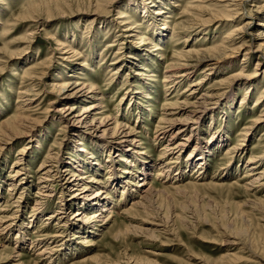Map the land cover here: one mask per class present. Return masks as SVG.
I'll use <instances>...</instances> for the list:
<instances>
[{
  "label": "rangeland",
  "instance_id": "obj_1",
  "mask_svg": "<svg viewBox=\"0 0 264 264\" xmlns=\"http://www.w3.org/2000/svg\"><path fill=\"white\" fill-rule=\"evenodd\" d=\"M243 27L228 43L231 31ZM263 35L264 0H0V227L10 225L0 234V264H89L91 258L99 264H264V175L253 186L255 176H247L251 166L264 171L263 159L248 163L264 153V121L254 123L264 114ZM205 52L214 59L192 68ZM174 65L178 72L190 69V76L162 83ZM76 82L96 90L92 99L81 95L75 114L98 104L97 118L114 119L133 133L135 150L153 166L147 182L154 194L146 208L133 209V186L125 193L121 185L106 189L112 203L105 223L72 231L61 219L44 220L63 196L59 181L47 186L50 198L39 192L48 168L73 171L69 163L84 149L98 162L95 171L85 169L92 190L127 176L123 168L132 172L133 185L142 178L139 162L125 152L108 157L94 146L120 138L105 133L101 140L99 131H75L59 118L66 103L58 87L72 89ZM194 98H204L199 109L191 106ZM164 103L176 104L170 111L177 119L197 109L178 138H154ZM190 133L188 147L163 156L162 148ZM196 140L214 143L198 171L183 168ZM166 161L170 175L156 178ZM17 162L27 170L11 179ZM76 210H66L69 222ZM44 244L53 251L40 256L36 248Z\"/></svg>",
  "mask_w": 264,
  "mask_h": 264
},
{
  "label": "bare ground",
  "instance_id": "obj_2",
  "mask_svg": "<svg viewBox=\"0 0 264 264\" xmlns=\"http://www.w3.org/2000/svg\"><path fill=\"white\" fill-rule=\"evenodd\" d=\"M148 3L150 4V2H148ZM144 5H146V3ZM132 6L135 8L136 6H138V2L134 1L132 3ZM145 10L147 11V12H145V15H146V14H148V12L150 10V9H148L147 5L145 6ZM154 14H159V13L157 12ZM123 18H124L123 16L118 17V19H123ZM142 19L146 20L148 18L143 16ZM150 21H152V23L154 22V20H151V19L148 20L147 22H150ZM153 29H154V27H153ZM244 30L246 31V28H244V27L232 30L231 33L227 37L228 43L233 41V40H231V38H233V35L237 36L240 33H244ZM156 33L159 35V33L157 31H156ZM158 35H157L156 39H157V41L161 42L162 38H160V35L159 36ZM241 37L242 36H240V39H241ZM159 49L160 48L157 47L156 50H159ZM257 52H260V49L257 50ZM258 56L264 60V54L263 53L260 52ZM203 58H206V59H203ZM213 59L214 58H210V55L206 54V52H205V53H203V55L201 57H198L195 60V64H193L194 66L192 68H198L201 65L200 63H202V62L208 63V61L213 60ZM206 66H210V65H206ZM170 68L171 69L165 71L167 73V75H165L166 79H164L162 81V83H165V82L171 83V81H168L167 78H170V79L173 78L174 80L173 79L172 80L175 82V80H179L181 78H188L190 76V73H189L190 69H184L183 71L178 72V70H180L181 68L178 67L177 65L170 66ZM31 69H33V68H31ZM144 70H146V69L144 68ZM29 71H30V69H27L25 71L23 78H26L28 76ZM33 71L35 72L36 70H33ZM112 75H113V73H112ZM152 76H153V74H151V77ZM89 84H91V83H89ZM197 84H199V82H197ZM190 86H191V84H190ZM193 86H197V85H193ZM69 88H70V86H68L66 84H61L58 87V95L60 96V99H62L63 102L66 103L65 107L61 111V116L59 117L63 121V123H65L66 126L71 127L72 130L75 129V131H76V127H78V126L83 128V129H85L86 126H89V128H93L94 130L99 131L101 133L100 134L101 136L100 135L98 136V138H101V140L105 139L104 138L105 133H111L112 136H110V138H113V137L120 138L119 141H112V140L107 141V142L104 141L103 143H100V144L97 143V145H94V146L95 147L97 146V151H102V153L108 152V155H107L108 157L110 156L112 151H115V150H117L119 152H123V153L125 152V154L128 158L133 159V161L136 160L137 163L139 162L137 172H139V177H142V178H139L137 182H135L136 183L135 185H133L131 182L132 181L131 180L132 179V175H131L132 172L127 171L126 168H123L121 174H125L127 176H125L124 178H121L119 180H117L116 178L109 179L108 181L110 184L107 186V188L104 186V187H99L96 190H92V187H93L92 182L94 181V179L88 177V174L85 172V169H91V170L95 171L94 168H96L98 166V162H97V159L94 158L93 154H87L84 149L79 151L80 156H78V159H77L78 161L74 160L73 162L71 161L72 163H69L70 164L69 166L71 168H73L75 171L74 170L70 171V169L68 167L63 168L61 171L58 169L51 170L52 169L51 167L48 168V170H46L43 173V175L41 174L42 176L39 179V183H38L39 188H40V189H38L39 192H42V190H45V191H43L42 197L43 198H48V197L50 198L51 192L49 190V187H47V186H50V184L54 181H59L63 196L61 195L62 197H60V200H59L60 204L55 209V213L52 212L51 214L47 215L44 218V220L45 221H47V220H52V221L57 220L58 221L59 219H61V222H62L61 225L62 226H64V227L67 226L68 230L74 231V230H81L82 228H84V226L86 224H91L92 226L93 225L95 226V225H102L105 223L103 221L104 220L103 219V212L106 211V207L108 206V204L112 203V202H110L111 198L108 196L106 189L112 190L113 187L116 188V187L121 185V187H122L121 189L125 193L129 189V186H131V187L133 186V188L131 189V192L133 195L129 194V196H133V198L130 200V204L133 207V209L134 208L138 209V207L146 208L148 206L149 202L151 201L152 197H153L154 190L152 187L149 186V183L147 182V177H148V175H150V172H151V169L153 168V166L151 163H148L147 161L143 160L140 157L141 152H138L135 150V147H134V146H136L135 140H134V138L130 139V137H129L133 133L127 127L116 124V121H114V119H110L109 117L101 116V118H97L96 115H99L100 113L94 114L92 112L94 111V108H100V107H98V104H97V106L92 105V106L86 108L84 105H82L80 103V105H82V106L79 109V113L75 114V110H78L75 107V105H77L76 101L81 102L82 99H80V98H81L82 94H83L82 96L87 95V96L91 97V99L94 98L93 92L96 90V88H94L93 85L89 86L87 84H84V83L82 84L79 82H76L72 89H69ZM246 90H249V89H246ZM262 92H263L262 94H264V89ZM194 93H195V90L191 91L190 95H193ZM204 95L205 94H202V96H204ZM246 95H248V94L246 93L243 96V98L241 99V103L246 101ZM192 97H194V95ZM261 97L262 96H259L258 99H260ZM97 100H99V99H96V98L93 99V101H97ZM202 100L203 101H201L200 98H194V103H193V105H191L192 108L197 107V109H199V106H201L200 104H202L204 102V98ZM91 104H93V103H91ZM163 105L165 106V108L163 109L164 110L163 117L160 118V120H159V125H158L157 130L155 131L154 138L155 139H159V138L163 139L166 135H169V138H172V139L178 138L180 135L184 134L185 127H186L185 125L188 124V122H189L188 120H191L192 118L196 117L195 115H197V109L192 110L191 112H187L188 115L186 116L185 119H177V118H175V115L170 111L171 108L176 106V104L175 103L174 104L164 103ZM257 105H260V103H257ZM263 119H264V114H262L260 116V118L254 119V123H257V124H258V122L261 123L264 121ZM17 120L20 121L21 119H17ZM110 121L112 122L111 124H109ZM195 122H196V120L191 121L192 124ZM192 131H194V129ZM77 134L80 135L79 132H77ZM191 135H192V133H190V136H185L184 139H181V141L177 142L174 145H172V144L167 145L166 144L167 146H165L164 148L161 149V152H163V156L165 155L166 152H169L168 156H173L175 154V152L178 153L181 150H183L184 148L188 147V145H189L188 143H191L194 139V138H192ZM106 143H108V144H106ZM212 144H214V143H210L209 141L196 140L195 145L193 146L191 151H189V155L186 158V164L183 168L188 169V168L194 166V170H196V168H198L197 171L200 168H202V166L204 165L203 164L204 159H203L202 155L205 154L206 152H208V150ZM124 148L126 150H124ZM86 154L89 155V157H85ZM113 154H114V152H113ZM198 154L201 155V160L194 163L195 159L199 158ZM262 154L263 155H260L258 157L252 156L251 158H249L248 163L250 165L251 164L253 165L254 163H256V166H257L258 161H260L261 159L264 160V153H262ZM114 157L118 158L119 162H121V163L124 162L125 164L129 165V167H131V168H134L136 166V165H134L135 164L134 162H132V161L130 162V161L126 160L121 155L114 154ZM172 158L173 157H171V159ZM256 158H258L257 161H255ZM54 159L55 160L53 162L56 163V158H54ZM18 163L19 162L14 163V164H16L15 166H19L20 168L16 169V171L14 172L15 174L13 173L12 175H10L11 179L13 177L19 178V176L23 174L22 171L27 170L25 168V166H23L21 164L18 165ZM169 164H171V162L166 161L165 164L163 165V167L159 166L158 172L155 173L156 178H159L162 176L167 177L170 175ZM250 165L246 166L245 168H250ZM14 168H16V167H14ZM107 168L110 169L111 167L108 165ZM253 168H255V167L251 166V168L249 169L250 173L247 176L249 178L250 177L252 178L255 176V179L250 180L248 183V186H253L261 178V176L264 175V171L263 172H254L255 169H253ZM68 171H70V174H71L69 177H68ZM183 172H184V170H182L181 173H179L178 177H176L177 180L180 178V176L182 175ZM88 173H89V171H88ZM13 185H14V182H12L10 184V186H13ZM128 192H130V191H128ZM66 193H67V198L65 199L64 194H66ZM36 202H37L36 206H39L40 203L38 201H36ZM70 205H77V210L74 213L73 221H71V222H69V220L65 217V215L67 214L66 210L68 209V207ZM90 208H91V210H94V209L95 210L92 213L87 214L86 212ZM60 215H62V218L58 217ZM9 219H11V218H9ZM2 222H4V221H2ZM153 225L154 224H152V226ZM9 226L10 225H6L5 227H0V234L2 231L8 230ZM154 226L157 227V225H154ZM145 231H151V228L145 229ZM140 232H141V230H140ZM2 235H3V233H2ZM54 237L59 238L60 236L55 235ZM88 242L89 241L85 240L84 244L86 245ZM41 244H43V243H38L39 246ZM21 245H23V243ZM36 249H37L36 251L41 250V251H39L40 256L50 254V252L53 251V249H51V247H49L46 244L41 246V249H38V248H36ZM82 262H84V261H82ZM89 262H90L89 264H99L98 260L95 258H91L89 260Z\"/></svg>",
  "mask_w": 264,
  "mask_h": 264
}]
</instances>
